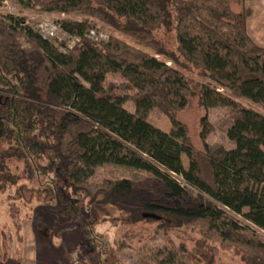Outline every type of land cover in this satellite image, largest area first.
Listing matches in <instances>:
<instances>
[{
    "label": "trees",
    "instance_id": "1",
    "mask_svg": "<svg viewBox=\"0 0 264 264\" xmlns=\"http://www.w3.org/2000/svg\"><path fill=\"white\" fill-rule=\"evenodd\" d=\"M33 1L48 12L93 17L153 51L108 34L104 41H93L89 32L102 30L88 19L55 21L77 38L69 47L66 40L42 37L23 18L0 15V140L13 142V152L39 181L54 173L47 190L52 198L56 193L72 202L80 234L90 225L89 208L95 203H88V209L81 206V197L92 194L84 183L95 167L114 165L149 173L165 187L160 201L145 197L127 179L108 180L93 189L92 195L103 198L101 204L134 201L137 208L127 211L128 222L151 219L165 225L171 219L179 226L211 230L222 241L239 244L248 264H264V239L251 230L264 231V114L236 100L264 106V44L249 36L251 9L244 5L262 0ZM236 4L239 11L232 8ZM161 27L174 31L179 56L208 80L197 87L201 107L230 109L226 137L233 147L206 141L211 126L204 115L202 149L197 150L186 125L174 116L193 90L177 60L155 40ZM108 74H119L124 83L105 86ZM128 101L133 111L124 107ZM153 109L169 118L168 132L149 122ZM190 187L222 208L189 201ZM226 211L246 223L228 229L213 224ZM88 231L83 241L93 245L96 263L105 264L101 257L111 244L100 240L97 246L100 236ZM163 249L167 258L162 261L187 264V259H176L174 247Z\"/></svg>",
    "mask_w": 264,
    "mask_h": 264
},
{
    "label": "rangeland",
    "instance_id": "2",
    "mask_svg": "<svg viewBox=\"0 0 264 264\" xmlns=\"http://www.w3.org/2000/svg\"><path fill=\"white\" fill-rule=\"evenodd\" d=\"M244 5L251 9L247 21L249 36L255 43L264 44V0L246 2ZM232 8L239 11L240 5H233ZM6 14L23 18L25 24L33 30L40 20L88 19L94 27L101 29L109 37H117L139 50L153 52L149 47L140 45L135 37L124 34L93 17L79 12H48L40 5H36L33 0H3L0 3V15ZM154 38L165 53L177 60V66L191 83L193 93L188 104L177 110L174 116L186 125L192 145L197 150L202 149L199 138L200 120L207 115L211 131L206 141L209 144H221L227 149L233 147L234 144L226 137L230 109L213 107L205 110L201 107L197 87L208 80L179 56L174 31L161 27L156 31ZM19 39L22 44L25 43L24 38ZM156 57L163 58L160 55ZM166 60L169 65H173L169 58ZM123 83L124 79L119 74H108L104 84L108 86ZM236 100L264 114V106L245 99ZM124 107L133 111V104L130 101L125 103ZM148 120L166 132L170 130L169 118L159 109H153L148 115ZM13 146L10 139L0 140V264H97V254L93 253V245L89 246L83 241L86 239L85 236L90 235L89 229L92 235L100 236L96 237L94 244L98 246L100 240L111 244L107 247L106 254L101 257L105 264H169L162 261L163 258H167L163 249L166 247H174L177 250L176 259L180 257L184 261L187 259V264H248L245 259L247 253L239 244L222 241L211 230L198 226L194 228L191 224L179 226L171 219L165 222V225L151 219L130 223L127 221V211L137 208L134 201L110 199L107 203L101 204L103 198L92 195L96 190L93 189L115 179L130 180L133 188L141 191L147 198L160 201L165 197L164 185L151 174L114 165L95 167L92 175L84 183L92 194L87 191L88 194L81 197V206L88 209V203L92 201L95 203L89 208L90 225L81 235L79 218L72 210V202L57 198L56 193L52 198V193L47 190L50 188L48 179L50 182L54 173L50 172L49 178L39 181L35 174L32 175L24 160L19 159L22 158L21 155L13 152ZM182 158L186 164V158L184 156ZM44 164L47 165V161H44ZM57 181L60 182L59 179ZM189 191L187 195L189 201L221 207L202 192L191 187ZM67 196L75 197L72 193H68ZM68 209L73 213L71 216L67 215ZM226 212L219 215L213 224L228 229L234 223H246L241 216ZM251 230L264 239V231L254 226H251Z\"/></svg>",
    "mask_w": 264,
    "mask_h": 264
},
{
    "label": "built area",
    "instance_id": "3",
    "mask_svg": "<svg viewBox=\"0 0 264 264\" xmlns=\"http://www.w3.org/2000/svg\"><path fill=\"white\" fill-rule=\"evenodd\" d=\"M35 29L46 39L57 38L59 41L66 40L69 47L77 41V38L69 37L53 20H40L35 25ZM88 38L99 42L106 40L108 36L103 31L91 30L88 34Z\"/></svg>",
    "mask_w": 264,
    "mask_h": 264
},
{
    "label": "water",
    "instance_id": "4",
    "mask_svg": "<svg viewBox=\"0 0 264 264\" xmlns=\"http://www.w3.org/2000/svg\"><path fill=\"white\" fill-rule=\"evenodd\" d=\"M148 216L155 217V215H152V214H148Z\"/></svg>",
    "mask_w": 264,
    "mask_h": 264
}]
</instances>
